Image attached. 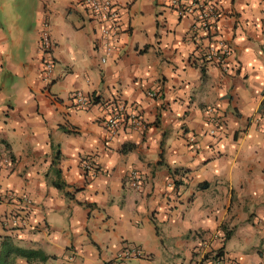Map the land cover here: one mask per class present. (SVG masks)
I'll return each mask as SVG.
<instances>
[{
    "label": "crops",
    "instance_id": "crops-1",
    "mask_svg": "<svg viewBox=\"0 0 264 264\" xmlns=\"http://www.w3.org/2000/svg\"><path fill=\"white\" fill-rule=\"evenodd\" d=\"M113 1L119 33L101 62L80 0H0V156L11 159L0 170V243L48 256L11 264H187L212 233L235 264H264V0H210L220 14L211 38L168 0ZM210 41L227 47L225 69L203 59ZM118 104L142 125L123 121L110 135L104 120ZM14 208L24 226L6 225ZM128 248L140 254L120 255Z\"/></svg>",
    "mask_w": 264,
    "mask_h": 264
},
{
    "label": "built area",
    "instance_id": "built-area-1",
    "mask_svg": "<svg viewBox=\"0 0 264 264\" xmlns=\"http://www.w3.org/2000/svg\"><path fill=\"white\" fill-rule=\"evenodd\" d=\"M81 4L89 12L91 19L97 25L99 34L98 46L104 52L100 58L101 62L105 61V56L112 52L116 38L119 33V9L113 0H80ZM169 6L173 9L177 16L192 15L196 23V27L206 36L213 37L216 33L217 20L220 17L219 11L215 4L210 0H168ZM38 45L43 53L41 67L43 79H48L53 66V60L50 55L52 41L49 34V24L47 20L41 22L38 34ZM227 47L222 42L210 41L204 50L203 59L210 61L221 69L226 68L225 58L228 54ZM147 95L153 96V92H147ZM72 102L78 108H84L89 103V97L79 90L72 94ZM208 120L210 123L209 134H213L215 127L220 126V118L216 116L211 107L207 108ZM126 121L129 127L135 128L142 125V119L138 114L125 113L122 104L116 105L107 114L104 125L110 135H113L118 129L121 122ZM11 165V159L7 155L0 156V170ZM88 169L90 163L83 164ZM126 182L129 188L138 189L141 183L139 173L134 170H128L126 173ZM13 194L7 196L13 200ZM18 200L30 205V200L26 196H21ZM18 209H13L7 215L5 221L7 226L21 227L24 226V217ZM215 233L201 236L199 244L192 251V256L187 264H235L233 260L225 256L220 250V244L213 246L212 242L217 240ZM222 242V238L219 239ZM139 250L136 248H128L121 252L120 255H138Z\"/></svg>",
    "mask_w": 264,
    "mask_h": 264
},
{
    "label": "trees",
    "instance_id": "trees-1",
    "mask_svg": "<svg viewBox=\"0 0 264 264\" xmlns=\"http://www.w3.org/2000/svg\"><path fill=\"white\" fill-rule=\"evenodd\" d=\"M201 184H198V187ZM58 189H62L64 184H55ZM15 257H21L27 261L30 259L38 258L39 260H45L48 256L43 254L39 250L26 249L11 244L9 239L3 238L0 243V264H11L12 259Z\"/></svg>",
    "mask_w": 264,
    "mask_h": 264
},
{
    "label": "rangeland",
    "instance_id": "rangeland-1",
    "mask_svg": "<svg viewBox=\"0 0 264 264\" xmlns=\"http://www.w3.org/2000/svg\"><path fill=\"white\" fill-rule=\"evenodd\" d=\"M28 1H30L32 3L34 0H28Z\"/></svg>",
    "mask_w": 264,
    "mask_h": 264
}]
</instances>
